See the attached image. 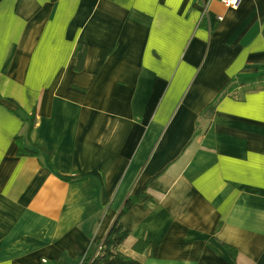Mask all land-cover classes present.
<instances>
[{"label": "crops", "instance_id": "0c3cea01", "mask_svg": "<svg viewBox=\"0 0 264 264\" xmlns=\"http://www.w3.org/2000/svg\"><path fill=\"white\" fill-rule=\"evenodd\" d=\"M148 181L123 253L264 259V0H0V264H82Z\"/></svg>", "mask_w": 264, "mask_h": 264}, {"label": "trees", "instance_id": "16d2710c", "mask_svg": "<svg viewBox=\"0 0 264 264\" xmlns=\"http://www.w3.org/2000/svg\"><path fill=\"white\" fill-rule=\"evenodd\" d=\"M75 55L78 58L76 69L81 70L84 66V59L86 56V47L82 44L78 46L75 51ZM84 90V89H82ZM17 115L28 124L25 135L16 136V141L19 144L20 155H37V151L24 147L23 142L26 138H30L31 131L36 124L37 115L35 110L31 114L17 113ZM148 181L145 185L141 186L138 191L130 195L109 229L105 239L99 244L97 254L87 257L82 264H143L140 260L133 258L120 250V246L123 242L132 234V231L122 222V217L126 214L131 207L138 201L142 200L146 196V190L149 185ZM149 243L144 239H139L133 246V249L137 252H143ZM156 247V246H155ZM230 255L234 260L238 258V250L231 246H226ZM156 254V250H154ZM260 264H264V259Z\"/></svg>", "mask_w": 264, "mask_h": 264}, {"label": "built area", "instance_id": "2783aa9c", "mask_svg": "<svg viewBox=\"0 0 264 264\" xmlns=\"http://www.w3.org/2000/svg\"><path fill=\"white\" fill-rule=\"evenodd\" d=\"M227 5L234 6L238 0H223ZM206 11V9H205Z\"/></svg>", "mask_w": 264, "mask_h": 264}]
</instances>
